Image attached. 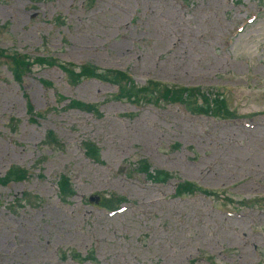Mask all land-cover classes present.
<instances>
[{"label": "rangeland", "instance_id": "374dc122", "mask_svg": "<svg viewBox=\"0 0 264 264\" xmlns=\"http://www.w3.org/2000/svg\"><path fill=\"white\" fill-rule=\"evenodd\" d=\"M0 51L30 64L18 82L0 58V178L27 171L0 183V264H264V0H0ZM64 64L219 94L229 115L134 104Z\"/></svg>", "mask_w": 264, "mask_h": 264}, {"label": "trees", "instance_id": "16d2710c", "mask_svg": "<svg viewBox=\"0 0 264 264\" xmlns=\"http://www.w3.org/2000/svg\"><path fill=\"white\" fill-rule=\"evenodd\" d=\"M0 58L5 59L8 65L10 72L12 73L13 78L20 82L22 76L28 72V67L30 64L28 63V59L21 55H10L5 54L0 51ZM38 62L50 64L48 60H38ZM88 67V68H87ZM62 70L66 73L68 77H72L70 80L74 82L79 79H96L103 83H109L113 85H117L119 89H123L125 92V97L130 101H133L134 104L141 103H151L152 101L157 102L158 99H163L164 101L182 104L189 111H192L193 114H201L207 115L210 114L214 117H228L229 112L224 108V101L220 99L219 94L215 99L210 100L204 93H201V90L195 88H175V87H167L165 85H161L157 82H148L143 87H139L132 82V78L127 73H122L118 71H104L98 72L95 69L90 68L89 66H83L81 68H76L71 64H64L62 66ZM126 85V87H125ZM121 95V94H120ZM223 96V95H222ZM121 97H123L121 95ZM196 100L203 101V103L199 106H195ZM143 101V102H142ZM27 112L34 115V109L29 104L26 106ZM71 108L80 109L85 112H91L93 110L91 105H84L79 102H71L69 105ZM88 153L93 152L95 157H98V149L95 148L94 145L88 144L86 145ZM97 160V158H96ZM27 171L13 167L10 169L7 174L0 178V183L7 184L11 181H22L26 179ZM149 179L152 182L156 183H164L169 179V176L165 172H154L149 175ZM196 193L208 194L209 191L198 187L194 183L183 182L178 184L176 188V196L183 197L185 195H192ZM74 195V191L70 186V183L67 178L61 177L59 181V197L62 201H66L68 198H71ZM120 202V201H118ZM117 203V202H114ZM105 205V206H104ZM106 209L114 208L111 204H107V201L102 203V207ZM116 207V205H115ZM117 210V209H116Z\"/></svg>", "mask_w": 264, "mask_h": 264}, {"label": "water", "instance_id": "95a60500", "mask_svg": "<svg viewBox=\"0 0 264 264\" xmlns=\"http://www.w3.org/2000/svg\"><path fill=\"white\" fill-rule=\"evenodd\" d=\"M94 199L97 200V198H92V197H91L89 200H90V202H92V200H94ZM96 200H95V201H96Z\"/></svg>", "mask_w": 264, "mask_h": 264}, {"label": "bare ground", "instance_id": "6f19581e", "mask_svg": "<svg viewBox=\"0 0 264 264\" xmlns=\"http://www.w3.org/2000/svg\"><path fill=\"white\" fill-rule=\"evenodd\" d=\"M258 130V129H257ZM263 130H264V128H263ZM264 158V157H263ZM256 161H258V160H256ZM256 165V164H255ZM259 169V168H258Z\"/></svg>", "mask_w": 264, "mask_h": 264}]
</instances>
